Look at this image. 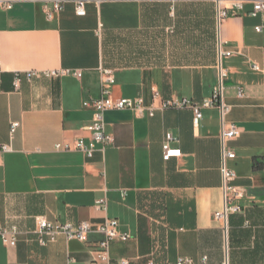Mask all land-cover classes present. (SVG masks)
<instances>
[{
  "label": "crops",
  "instance_id": "1",
  "mask_svg": "<svg viewBox=\"0 0 264 264\" xmlns=\"http://www.w3.org/2000/svg\"><path fill=\"white\" fill-rule=\"evenodd\" d=\"M63 1L49 20L54 0H0V223L19 231L16 246L0 242V264H264V166L254 165L264 163V34L255 30L264 15L251 16L250 1L239 10L225 0L219 22L211 0H94L78 16L76 0ZM221 51L232 54L220 60ZM220 64L229 111L203 108L196 126L191 108H160L167 99L210 98ZM54 69L83 76H23L14 88L16 73ZM101 69L115 75L114 97H143L154 116L109 110L113 143L104 151L91 159L56 151L58 142L90 138L93 111L83 102L101 95ZM233 124L238 133L224 142ZM167 133L181 155L164 160ZM224 149L236 153L226 166L244 193L227 228L214 217L225 204ZM40 216L74 225L115 218L130 238L112 241L106 258L98 232L42 245Z\"/></svg>",
  "mask_w": 264,
  "mask_h": 264
},
{
  "label": "built area",
  "instance_id": "2",
  "mask_svg": "<svg viewBox=\"0 0 264 264\" xmlns=\"http://www.w3.org/2000/svg\"><path fill=\"white\" fill-rule=\"evenodd\" d=\"M94 0H76L75 11L78 16L86 15V6L88 3ZM217 6V16L219 22L222 21L228 15L226 7L223 5L225 0H211ZM233 7L236 9H243L244 3L250 1L252 3L251 16L258 17L264 15V0H230ZM63 0H54V6L52 10H46V15L49 20L54 18V15L60 12L64 7ZM9 7L11 5L9 4ZM255 30L258 33L264 34V24L256 25ZM230 56L231 52L220 53V60L223 55ZM255 70H260L258 65H253ZM24 74V75H23ZM16 73L13 85L15 89H19L23 81V76L27 80H32L34 77L44 75L46 77H61V76H74L81 78L83 72L78 69H54L47 71L29 70L25 73ZM226 77V71L222 69L220 64V82L219 85L214 88L213 95L210 98L205 99L201 104L192 102L189 98L182 99H167L161 104V109L165 108H191L194 112V124L197 126L200 120L203 118V108L218 107L223 113L229 111L230 107L224 103L223 90H224V78ZM2 79V73L0 71V81ZM115 75L111 69H101V95L96 98H87L83 102V106L90 108L93 111L92 120L85 128L90 132V138L87 140L84 137L75 139L73 142H58L54 145V149L59 152L80 151L87 158L91 159L95 156V153L113 143V137L106 132L105 114L109 110H131L137 115H149L154 116L156 107L154 105L147 106L143 97L129 98L120 97L116 98L112 95L111 86L115 84ZM242 91H240V94ZM160 97V93L155 91L153 93V99ZM19 122H13L11 125V133L13 134ZM238 133V128L233 124L230 129L223 132V141L230 140ZM176 138L172 133H167L165 141L163 143V158L169 160L172 157H178L181 155V149L172 147L171 143ZM9 145H2L1 151H9ZM236 153L230 150H223V165H222V178L223 189L225 193V204L223 208L216 211L214 214L215 219L222 221L227 228L228 219L231 214L240 213L243 210V206L239 203V200L244 196V193L237 189L232 183L236 179L237 174L235 171L229 169L226 166L227 158H235ZM123 195H126L124 192ZM97 206L103 209L107 208V199L101 198L97 201ZM120 223L115 218H106L102 222L93 223L89 221H83L78 225L72 223H55L44 216H40L36 220L35 232L38 235L39 242L42 245H47L49 242L56 241L57 237L64 235L68 240L76 239L82 242L88 241L89 234L91 232H98L104 236L100 242L101 251L99 256L102 258L107 257L110 244L114 240L127 241L130 238L128 232H121ZM19 231L17 227L7 228L0 223V242L6 246L14 247L18 242ZM207 257H203L205 261ZM121 264H129L128 259H122ZM153 264V263H149ZM176 264H193L190 258H179ZM222 264H230L228 260H225Z\"/></svg>",
  "mask_w": 264,
  "mask_h": 264
},
{
  "label": "trees",
  "instance_id": "3",
  "mask_svg": "<svg viewBox=\"0 0 264 264\" xmlns=\"http://www.w3.org/2000/svg\"><path fill=\"white\" fill-rule=\"evenodd\" d=\"M254 165L255 167H261V166H264V163L258 162V160L255 159Z\"/></svg>",
  "mask_w": 264,
  "mask_h": 264
}]
</instances>
